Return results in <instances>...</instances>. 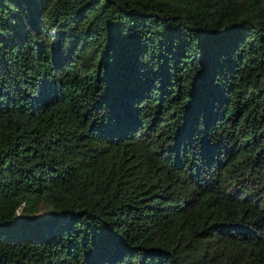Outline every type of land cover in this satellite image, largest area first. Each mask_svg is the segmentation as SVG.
I'll return each mask as SVG.
<instances>
[{"label":"trees","instance_id":"16d2710c","mask_svg":"<svg viewBox=\"0 0 264 264\" xmlns=\"http://www.w3.org/2000/svg\"><path fill=\"white\" fill-rule=\"evenodd\" d=\"M0 264H264V0H0Z\"/></svg>","mask_w":264,"mask_h":264}]
</instances>
